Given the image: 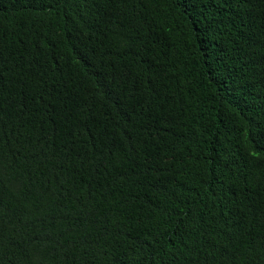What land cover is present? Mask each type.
Wrapping results in <instances>:
<instances>
[{
	"label": "trees",
	"instance_id": "16d2710c",
	"mask_svg": "<svg viewBox=\"0 0 264 264\" xmlns=\"http://www.w3.org/2000/svg\"><path fill=\"white\" fill-rule=\"evenodd\" d=\"M0 264H264V0H0Z\"/></svg>",
	"mask_w": 264,
	"mask_h": 264
}]
</instances>
